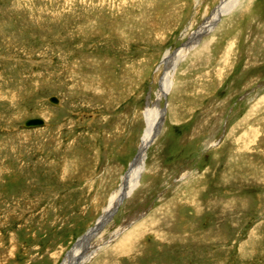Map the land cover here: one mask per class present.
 I'll return each mask as SVG.
<instances>
[{
  "label": "rangeland",
  "instance_id": "1",
  "mask_svg": "<svg viewBox=\"0 0 264 264\" xmlns=\"http://www.w3.org/2000/svg\"><path fill=\"white\" fill-rule=\"evenodd\" d=\"M221 2L0 0V264H62L155 104L144 174L71 264H264V0L195 42Z\"/></svg>",
  "mask_w": 264,
  "mask_h": 264
},
{
  "label": "bare ground",
  "instance_id": "2",
  "mask_svg": "<svg viewBox=\"0 0 264 264\" xmlns=\"http://www.w3.org/2000/svg\"><path fill=\"white\" fill-rule=\"evenodd\" d=\"M241 0H222V2L216 7V9L213 10L211 16L205 21L202 30L200 33H194V41L198 42L200 37L203 34H207L214 30V27L217 26V24L221 21L222 16H226L230 14L240 3ZM250 1V0H249ZM188 49V48H187ZM187 49H184L183 51H180L177 55H167L165 58L166 64L169 65V69L173 72L175 70V64H176V58L180 57L181 54H183ZM186 53V52H185ZM181 58V57H180ZM169 75L166 76V81L163 82L162 85V97L167 96L168 90H169ZM60 104V100H59ZM57 106V105H56ZM166 109V108H165ZM164 109V110H165ZM163 109L159 108L157 104H155L153 107L148 106L146 109V122H147V129L145 136L142 139V145L140 147L139 154L133 164L130 167V170L127 174V176L123 179L122 186L120 189L113 194L112 198L110 199L109 206L106 212L101 217V220L96 224V227L92 229L89 232V236L86 237L84 241L79 243V245L76 246V248L73 250V252L70 254L69 260L65 264H71L73 258L78 255V252L82 250L84 247L86 250L90 247L89 243L95 238V236H99L102 229L104 228V225L107 223V221L116 214L113 212V208L116 205V203L123 197L125 200L129 197L130 192L135 187L136 181L139 180V178L144 174L146 170V157H147V150L150 147V144L156 140V138L159 136V131H161V126L164 124V118H163ZM44 122V121H43ZM26 123V122H25ZM45 123L41 126L37 127H43ZM32 127V128H37ZM124 202V201H123ZM109 222V221H108ZM123 233V232H122ZM88 234V233H87ZM118 234H116L115 238H117ZM84 250V249H83ZM82 260L83 257H86V254L83 255L81 253ZM88 258V257H87ZM76 259V258H75ZM73 263V262H72Z\"/></svg>",
  "mask_w": 264,
  "mask_h": 264
},
{
  "label": "water",
  "instance_id": "3",
  "mask_svg": "<svg viewBox=\"0 0 264 264\" xmlns=\"http://www.w3.org/2000/svg\"><path fill=\"white\" fill-rule=\"evenodd\" d=\"M53 105H57L59 104V99L57 97H52L50 98L49 100ZM43 120L42 119H31V120H28L26 123H25V127L26 128H32V127H37V126H41L43 125ZM124 199L123 197L116 203V205L114 206L113 208V212L117 213V211L119 210L120 206L122 205ZM90 234H85L83 235L81 238H79L76 243L73 245V247L68 250L63 258V261H62V264L63 263H66L67 260H69L70 258V254L73 252V250L76 248L77 245H79V243H81L82 241H84L86 239L87 236H89Z\"/></svg>",
  "mask_w": 264,
  "mask_h": 264
}]
</instances>
